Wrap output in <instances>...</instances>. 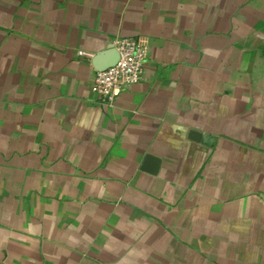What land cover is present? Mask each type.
<instances>
[{
	"label": "crops",
	"instance_id": "0c3cea01",
	"mask_svg": "<svg viewBox=\"0 0 264 264\" xmlns=\"http://www.w3.org/2000/svg\"><path fill=\"white\" fill-rule=\"evenodd\" d=\"M0 264H264V0H0Z\"/></svg>",
	"mask_w": 264,
	"mask_h": 264
},
{
	"label": "built area",
	"instance_id": "2783aa9c",
	"mask_svg": "<svg viewBox=\"0 0 264 264\" xmlns=\"http://www.w3.org/2000/svg\"><path fill=\"white\" fill-rule=\"evenodd\" d=\"M115 46L119 51L117 63L105 70H97L91 84L92 91L107 104H113L125 90L145 80L147 46L139 37L132 36L117 38Z\"/></svg>",
	"mask_w": 264,
	"mask_h": 264
},
{
	"label": "water",
	"instance_id": "95a60500",
	"mask_svg": "<svg viewBox=\"0 0 264 264\" xmlns=\"http://www.w3.org/2000/svg\"><path fill=\"white\" fill-rule=\"evenodd\" d=\"M113 48L116 49V53L114 54L115 56L112 57L111 59L109 60H104V54H98L95 58H94V64L97 68L98 71H102V70H105L113 65H115L119 59V51L117 50L116 46L114 45ZM191 137L196 139V140H200L202 141L203 143H206L207 145H210L212 146L213 145V141H214V138L212 136H208L206 134H200L199 132H192L191 133ZM158 160L155 159L152 155H148L146 157V163L147 166L148 165H151L153 163H155L154 167L151 166L150 168H146V169H151L152 171H156L157 170V163Z\"/></svg>",
	"mask_w": 264,
	"mask_h": 264
}]
</instances>
